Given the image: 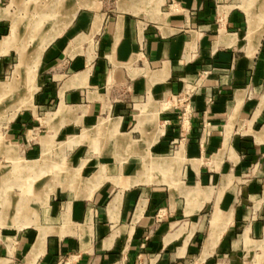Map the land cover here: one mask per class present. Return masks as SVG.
<instances>
[{
  "label": "crops",
  "instance_id": "obj_1",
  "mask_svg": "<svg viewBox=\"0 0 264 264\" xmlns=\"http://www.w3.org/2000/svg\"><path fill=\"white\" fill-rule=\"evenodd\" d=\"M13 6L0 74L45 44L26 82L17 54L4 139L28 172L51 148L66 167L2 207L0 264H264V0H44L21 24Z\"/></svg>",
  "mask_w": 264,
  "mask_h": 264
},
{
  "label": "rangeland",
  "instance_id": "obj_2",
  "mask_svg": "<svg viewBox=\"0 0 264 264\" xmlns=\"http://www.w3.org/2000/svg\"><path fill=\"white\" fill-rule=\"evenodd\" d=\"M21 1L26 2L25 9H20L18 7L16 8V6L15 7L13 6L12 7L13 9L10 10L11 13L13 14V17H15V21L21 24L22 21L30 23L32 21L37 20L36 17L37 5L44 4V0H21ZM30 42L31 41L26 43L27 47L30 45ZM17 54L18 52L9 53L8 56L9 66L7 67V71L5 73L0 74V87L8 88L7 95L6 94L4 95V93L0 91V210L4 206L7 207L9 198L11 199L15 198L17 193H19L21 190L20 188L21 185L22 188H25L27 185H30L31 183L30 179H32V177L36 179L34 183H36L38 180L40 184H43L45 183L44 181L46 182L48 181V178H50L49 180L51 182L53 181L54 176L59 177V175L63 173L66 167V164L64 163L65 161L63 160L64 157L63 149L51 148L50 150L45 151L46 153L44 155L42 154L41 162L36 165L37 168L35 170L28 172L26 169H24L23 167L24 165L22 164L25 161L28 162V158H26L22 154L21 149L18 146H15L13 142H9L4 139L3 126L9 123V121L11 120V115H12L11 113L15 112V110L13 109L15 99H14V95L11 94L13 93L14 85L9 83H10L11 71L13 70L15 63L17 62ZM40 61H41V56L38 65L40 64ZM18 63H19V55H18V62L16 64ZM35 70L33 74L35 73ZM26 73H28V71ZM29 73L31 74V78H32L33 74L31 73V71ZM29 73L28 75L30 76ZM22 75H24V73ZM29 76L27 77V79H30ZM20 77L22 78V76ZM22 82H26V79L22 78ZM27 84H24L23 85L24 87L22 86L23 93L25 92L24 88ZM26 106H24L21 109H24ZM24 134L27 137V133ZM12 148H14V151H12L11 153L12 156H10V153L8 154L5 151V149H10L9 152H11ZM54 158L57 161L51 162L52 160H54ZM16 160L19 161L17 162ZM42 201L43 198L39 197L36 204L34 203V208L36 206L41 207ZM9 228L11 227L6 228L4 226H0V241L1 239H4L5 236H9V232L15 230Z\"/></svg>",
  "mask_w": 264,
  "mask_h": 264
},
{
  "label": "bare ground",
  "instance_id": "obj_3",
  "mask_svg": "<svg viewBox=\"0 0 264 264\" xmlns=\"http://www.w3.org/2000/svg\"><path fill=\"white\" fill-rule=\"evenodd\" d=\"M56 1V0H55ZM53 4H55V3H53ZM52 4V5H53ZM58 5V4H57ZM56 5V6H57ZM50 6V5H49ZM46 7V6H45ZM53 7V6H52ZM56 8V7H55ZM62 8V7H61ZM52 10V9H51ZM54 12H55V9H54ZM56 12H58V11H56ZM52 13V12H51ZM56 14V13H55ZM54 15V14H53ZM51 17H53V16H51ZM71 17V16H70ZM68 22V21H67ZM58 23V22H57ZM55 24V23H54ZM64 25V24H63ZM41 25H39V23L37 24V27L39 28ZM54 26H56V25H54ZM53 27V26H52ZM35 28V27H34ZM42 28V27H41ZM61 28V26L59 25V27H57V28H55V30L58 32V30ZM36 30H38V29H36ZM54 31V30H53ZM56 32V33H57ZM29 35V34H28ZM32 35V34H31ZM53 36V35H52ZM31 37V36H30ZM13 38V37H12ZM11 41V40H10ZM44 44L45 43H40V44H38L37 45V47H35L32 51H26V50H24V49H22V48H18V50H17V52H18V55H19V63L18 64H16V66H15V68H14V70H13V74L15 75V74H17V75H19V76H22V78H23V76H25V77H27V76H29V75H27L29 72H30V69H33V67L36 65V63H37V61H38V59H39V56H40V52H41V50H42V48L44 47ZM27 58H29V59H27ZM26 69H27V71H28V73H26L27 71H26ZM24 73V75H22ZM30 74V73H29ZM27 75V76H26ZM13 77V76H12ZM16 80H18L19 81V79H16ZM15 80V82H14V85L16 86V90L14 89V94L16 93V92H18L19 91V89H20V87L18 86V81H16ZM13 85V84H12ZM33 88H31L30 87V85L29 84H27L26 86H25V88H24V95H23V98H22V100H19V102H18V105H17V107H19V106H26V105H29V103H30V98H31V95H32V92H33ZM23 91V90H22ZM8 207V206H7ZM45 207V206H44ZM17 209V208H16ZM4 212V211H3ZM16 213V212H15ZM14 213V214H15ZM7 214V213H6Z\"/></svg>",
  "mask_w": 264,
  "mask_h": 264
},
{
  "label": "built area",
  "instance_id": "obj_4",
  "mask_svg": "<svg viewBox=\"0 0 264 264\" xmlns=\"http://www.w3.org/2000/svg\"><path fill=\"white\" fill-rule=\"evenodd\" d=\"M206 74H207V71L203 70L202 72L197 74V76L194 78L193 81H190V82H187L186 84H184L180 94L175 97V103H177V104L174 103L173 105L176 108L179 105L182 106L183 103H187L188 97L190 96L191 93H193L199 87V85L201 84V81L203 79V76ZM163 101L165 103H167V101L165 99ZM186 108H187L186 106L185 107L183 106L184 112L181 116V119H183L185 117V113L187 112ZM208 125H209V122L207 120H204L202 130L205 131V129ZM69 262H70L69 256L61 255L58 257L56 264H69Z\"/></svg>",
  "mask_w": 264,
  "mask_h": 264
}]
</instances>
